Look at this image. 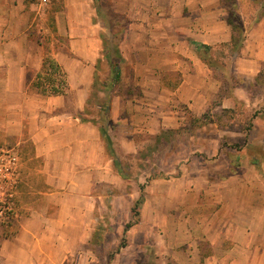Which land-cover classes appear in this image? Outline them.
Returning a JSON list of instances; mask_svg holds the SVG:
<instances>
[{
    "label": "crops",
    "instance_id": "1",
    "mask_svg": "<svg viewBox=\"0 0 264 264\" xmlns=\"http://www.w3.org/2000/svg\"><path fill=\"white\" fill-rule=\"evenodd\" d=\"M250 1L257 3L254 13L260 16L248 27L245 24L242 59L236 62V69L243 74H253L264 66V0ZM112 2L115 12L128 21L121 54L133 65L136 76L151 80L142 84L143 90L159 96L155 106H149L162 104L163 96L167 103V115L158 128L146 131L143 126L132 133L156 134L177 126L179 111L174 107L179 104L190 106L197 116L208 109L218 87L193 43L214 47L231 42L229 13L221 0ZM99 16L94 0H0V144L18 142L22 157L28 152L25 157L39 162V167L30 166L32 169L24 172L29 175L25 185H31L33 177L43 178L50 193L56 192L48 195L44 212L23 218L17 234L3 239L0 264H47V253L40 243L58 250L67 240L66 256L78 250L92 231L89 226L81 231L76 222L93 211L96 185L116 177L100 124L84 119L89 118L86 111L98 63L104 58L103 35L112 31ZM53 19L55 34L65 37L66 42L52 55L66 73L69 89L61 96L43 97L32 84L48 57L42 35ZM156 69H162L166 77L177 75V86H164ZM121 98L112 102L114 124L119 128L133 126L130 113L134 102ZM96 111L99 115V106ZM255 169L253 182L245 181L239 172L218 179L217 195L211 199L213 213L185 219L190 229L173 236V243L171 236L166 241L168 264H264V171ZM202 189L188 213L206 209ZM35 224L40 225V231L33 229ZM48 226L56 227L53 234ZM71 228L79 232L69 239Z\"/></svg>",
    "mask_w": 264,
    "mask_h": 264
},
{
    "label": "rangeland",
    "instance_id": "2",
    "mask_svg": "<svg viewBox=\"0 0 264 264\" xmlns=\"http://www.w3.org/2000/svg\"><path fill=\"white\" fill-rule=\"evenodd\" d=\"M238 1L243 23L248 27L250 21L260 16V13L258 16L254 13L258 5L250 0ZM94 2L103 24L112 27V31L104 32V40L109 47L121 48L128 21L124 15L115 12L112 0ZM53 22L54 19L48 23L50 27L42 35L48 57H53L54 51L66 42L63 41L65 37L61 39L55 34ZM212 48L213 60L221 69L215 73L211 70L218 87L211 105L197 116L190 106L179 104L174 108L179 111L180 124L165 127L156 134L132 132L143 126L146 131L158 128L167 115L166 98L161 97L164 100L162 104L154 107L159 96L143 90L145 88L142 86L151 83V80L136 76L133 65L128 61L121 64L122 81L115 85L109 95L110 106L112 109L116 97L134 102L130 113L134 125L119 128L114 124L110 109L108 132L115 143L120 167L114 165V158L107 153L116 177L111 178L110 182L96 185L92 193L93 211L75 224L81 231L89 226L91 238L68 256L64 254L68 250L67 240H63L58 250L51 244L46 247L45 243H40L47 253V264H168L170 255L166 241L171 236L173 243V236L190 229V225L186 228L184 224L187 218L192 219L197 215L205 217L213 213L211 199L217 195L215 184L220 177L228 178L230 174L239 172L245 181L253 182L257 177L255 168L264 171V66L252 75L240 73L236 69V62L242 59V54H233L224 44ZM158 51L161 56L162 48L159 47ZM98 69L99 86H96L94 94L102 90L101 82L110 73L105 58L101 59ZM156 70V76L161 78L164 86L169 83L177 86V75L166 77L162 69ZM143 74L145 76L144 71ZM232 90L234 97L230 96ZM99 96H91L89 112L86 111L89 118L84 119L106 124L107 127V122L104 123L96 111L105 100L101 98L106 95ZM127 133L129 136H126ZM161 134L162 140L155 138ZM17 143L0 144V243L17 234L23 218L36 211L44 212L48 195L56 193H50L42 177H33L32 184L25 185L29 175L25 176L24 172H29L32 169L30 166L39 167V162L25 157L29 155L28 152L22 157ZM10 157H15V162L11 174H8ZM120 171L126 178L120 175ZM201 188L206 209H191L188 213V208L196 205L199 199L197 191ZM141 195L145 201L138 210V223L126 232L128 224L135 221L132 212ZM50 212L49 208L48 214ZM48 227L50 234H53L56 227ZM72 228L69 239L79 232ZM33 229L40 231V225L35 224ZM66 232L68 234V229ZM96 233L99 235L94 238Z\"/></svg>",
    "mask_w": 264,
    "mask_h": 264
},
{
    "label": "trees",
    "instance_id": "3",
    "mask_svg": "<svg viewBox=\"0 0 264 264\" xmlns=\"http://www.w3.org/2000/svg\"><path fill=\"white\" fill-rule=\"evenodd\" d=\"M221 4L228 10V13H229L228 24L232 32L231 42L224 44V45L227 48H229L231 52H233V54L240 55L245 45L246 27H245V24L243 23L244 21L242 18V11L239 6V1L238 0H221ZM106 42L107 41L104 40V43H105L104 58L106 60L107 65L110 66V74L107 76V78L103 82H101L102 90L100 89L96 93L100 95L101 92H106L105 98H101L102 100L104 99L105 100L99 105V107L101 109L100 115L102 117V121H104V123L105 121L107 122V127H106V124H103V125H100L99 128H100L102 139L106 143V149H107L106 151L110 157L114 158V165L119 168L120 164L116 157L115 143L111 135L108 132L109 123L111 124V120L109 116L110 109H111L109 95L111 94L112 89L115 87V85L122 81L121 64L125 62V59L123 58L121 54V50L119 46L109 47ZM193 44L196 47V50L198 51L200 58L210 70H212L215 73L219 69H221L219 65L215 62V60H213V56H212L213 48L212 47L199 44V43H193ZM99 63H98V67H99ZM229 79L230 78L228 76L227 80ZM32 86L43 97L61 96V95L66 94L69 89L67 75L53 57H46V59L43 62L42 69L37 75ZM96 86H99L98 81H97V73H96V77H95V81L93 85V91L91 95L92 97L97 96V94H94ZM233 95H234V90H232L230 93V96H233ZM93 122L97 123L96 121H93ZM155 138L162 140L163 134L158 135ZM121 171H120V175L123 178H126V175L122 173L123 171L122 172ZM144 201L145 199L143 195H141V198L138 201H136L133 212H132L133 213L132 219L135 221L134 223L128 224L125 230L126 232L128 231V229L137 225L139 217H140V213L138 210L143 206ZM98 235L99 234L96 233V235H94V238L95 236L97 238Z\"/></svg>",
    "mask_w": 264,
    "mask_h": 264
},
{
    "label": "built area",
    "instance_id": "4",
    "mask_svg": "<svg viewBox=\"0 0 264 264\" xmlns=\"http://www.w3.org/2000/svg\"><path fill=\"white\" fill-rule=\"evenodd\" d=\"M43 1L44 2H47L48 0H43ZM14 162H15V157H10L9 158V165H10V167L7 168L6 173L11 174V169H12V166H14Z\"/></svg>",
    "mask_w": 264,
    "mask_h": 264
}]
</instances>
